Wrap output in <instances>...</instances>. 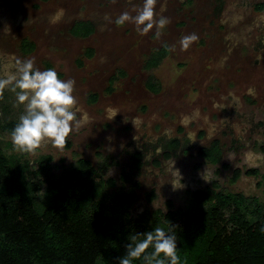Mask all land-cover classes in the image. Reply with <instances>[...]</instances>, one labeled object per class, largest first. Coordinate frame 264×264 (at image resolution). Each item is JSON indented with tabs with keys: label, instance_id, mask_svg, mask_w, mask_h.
<instances>
[{
	"label": "rangeland",
	"instance_id": "1",
	"mask_svg": "<svg viewBox=\"0 0 264 264\" xmlns=\"http://www.w3.org/2000/svg\"><path fill=\"white\" fill-rule=\"evenodd\" d=\"M263 2L0 0V122L21 128L17 136L0 130V142L9 152L26 149L32 166L51 155L55 175L83 158L117 187L123 171L139 179L132 220L165 210L167 200L188 206L196 190L264 203V10L255 9ZM79 20L94 24L90 37L70 36ZM24 39L35 45L30 54L20 50ZM163 45L168 56L146 71ZM149 74L158 94L144 87ZM215 139L229 170L196 155ZM32 199L39 209L49 203L43 192Z\"/></svg>",
	"mask_w": 264,
	"mask_h": 264
},
{
	"label": "trees",
	"instance_id": "2",
	"mask_svg": "<svg viewBox=\"0 0 264 264\" xmlns=\"http://www.w3.org/2000/svg\"><path fill=\"white\" fill-rule=\"evenodd\" d=\"M93 31L92 23L76 22L70 34L86 38ZM34 48L22 42L23 53ZM168 52L166 45L156 50L145 69L158 67ZM145 88L156 94L161 85L150 74ZM0 130L17 136L21 128L5 119ZM27 154L9 152L0 142V264H264V203L257 196L198 190L188 206L168 202L165 210L132 220L139 184L127 187L125 173L117 187L79 159L55 175L50 156L32 166ZM199 154L218 163L219 143ZM41 192L49 203L39 209L32 195Z\"/></svg>",
	"mask_w": 264,
	"mask_h": 264
},
{
	"label": "flooded vegetation",
	"instance_id": "3",
	"mask_svg": "<svg viewBox=\"0 0 264 264\" xmlns=\"http://www.w3.org/2000/svg\"><path fill=\"white\" fill-rule=\"evenodd\" d=\"M264 3V2H263ZM263 3H259V4H263ZM256 5H258V4H256ZM256 5H255V7H256ZM256 9V8H255ZM257 10V9H256ZM262 10H264V8L262 9ZM262 10H257V11H262ZM76 22H90V21H83V20H79V21H76ZM76 22H74L73 23V25L76 23ZM90 23H92V22H90ZM73 25L71 26V28L73 27ZM92 25H93V27H94V24L92 23ZM70 28V29H71ZM70 29H69V34H70ZM94 31H95V28H94ZM94 31H93V33H94ZM92 33V34H93ZM91 34V35H92ZM90 35V36H91ZM70 36L71 37H73L71 34H70ZM90 36H88V37H90ZM88 37H86V38H88ZM73 38H77V37H73ZM86 38H79V39H86ZM23 41H28V40H26V39H24ZM22 41V42H23ZM22 42H21V44H20V50H21V45H22ZM29 42V41H28ZM32 43V42H31ZM164 46V45H163ZM34 47H35V45H34ZM162 47V46H161ZM160 47V48H161ZM159 48V49H160ZM35 49V48H34ZM158 50V49H157ZM168 50H169V48H168ZM34 51V50H33ZM32 51V52H33ZM156 51V50H155ZM154 51V52H155ZM21 52H22V50H21ZM32 52H30V53H32ZM89 52L91 53V55L90 56H88V54H89ZM153 52V53H154ZM23 53V52H22ZM30 53H24V54H30ZM152 53V54H153ZM151 54V55H152ZM168 54H169V52H168ZM150 55V56H151ZM92 56H93V51H92V49H87L85 52H84V54H83V57L84 58H87V59H90V58H92ZM149 56V57H150ZM168 56V55H167ZM166 56V57H167ZM148 57V58H149ZM165 57V58H166ZM147 58V59H148ZM164 58V59H165ZM163 59V60H164ZM146 62V61H145ZM80 63V64H79ZM162 63V62H161ZM78 66H81V62L80 61H78ZM144 65H145V63H144ZM161 65V64H160ZM145 68V67H144ZM157 68V67H156ZM155 69V68H154ZM146 70V69H145ZM153 70V69H152ZM146 71H148V70H146ZM151 71V70H150ZM150 75V74H149ZM148 75V76H149ZM158 80V79H157ZM114 81V77H112L111 79H110V82H113ZM146 82V81H145ZM161 85V84H160ZM144 87H145V84H144ZM146 89V88H145ZM147 90V89H146ZM148 91V90H147ZM160 91H161V89H160ZM150 92V91H149ZM151 93V92H150ZM154 94V93H153ZM156 94H158V93H156ZM93 96H95V100H93ZM97 100V95L96 94H92V95H90L89 96V99H88V101L89 102H95ZM218 142L219 143V146H220V150H221V158H220V161L218 162V163H216V164H212V163H210V162H208L204 157H202V156H200V154H199V152H200V150L202 149V148H207V147H209L213 142ZM169 144H170V146L172 147V149H173V152H175L176 150H178L180 147H181V143H180V141L178 140V139H176V138H174V139H172L170 142H169ZM264 147V143L261 145V147H260V151L264 154V152L261 150V148H263ZM196 155H197V157H199V158H201V159H203L205 162H207L208 164H210V165H212V166H214V167H219V168H221V169H225V170H229L230 169V165H228V164H224L223 163V149H222V146H221V144H220V141L219 140H217V139H215V140H213V141H211V143L208 145V146H204V147H201V148H199L198 149V151H197V153H196ZM43 156H50L51 158H52V156L51 155H43ZM40 158V157H39ZM38 158V159H39ZM165 158L166 159H168V158H170V154L169 153H166L165 154ZM79 159H83V158H79ZM79 159H77V160H79ZM52 160H53V158H52ZM77 160L74 162V164L77 162ZM83 160H85V159H83ZM138 160H139V164H140V167L138 168L137 166H136V163L138 162ZM87 161V160H86ZM134 171L135 172H140V170H141V168H142V166H143V163H142V155L140 154V153H135L134 154ZM73 164V165H74ZM72 165V166H73ZM92 165V164H91ZM71 166V167H72ZM93 166V165H92ZM70 167V168H71ZM94 167V166H93ZM95 168V167H94ZM219 168H216L217 169V172L219 173ZM96 169V168H95ZM68 170V169H67ZM97 170V169H96ZM66 171V170H65ZM64 172V171H63ZM62 172V173H63ZM99 173V172H98ZM123 173H125L129 178H130V181L127 183V185H128V187H130L131 185H132V183H134V182H137L138 184H139V186H138V188L136 189V193H137V197H138V190L140 189V187H141V182H140V180L139 179H134L133 178V176H131L130 174H127L125 171H123L121 174H123ZM247 173H249V171L247 172ZM250 173H252V174H257L258 173V171H256V170H252V171H250ZM121 174H120V176H119V179H121ZM241 175V172H240V170L239 169H234L233 170V173H232V179L233 180H235V179H237V178H239V176ZM112 179V178H111ZM114 180V179H113ZM114 181H116V180H114ZM116 185H117V181H116ZM213 185L215 186L216 184H215V181H214V183H213ZM196 191H198V190H196ZM204 191V190H203ZM223 191V190H222ZM226 192H228V191H226ZM232 193H242V192H232ZM194 194V193H193ZM244 194V193H243ZM244 195H246V194H244ZM246 196H256V195H246ZM258 197V196H257ZM259 198V197H258ZM136 201V200H135ZM168 202H170V203H172L170 200H167L166 202H165V207H166V204L168 203ZM135 203V202H134ZM172 205H174V207L176 208L177 206L173 203ZM134 207V206H133ZM178 207H180V206H178Z\"/></svg>",
	"mask_w": 264,
	"mask_h": 264
}]
</instances>
